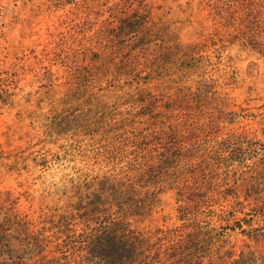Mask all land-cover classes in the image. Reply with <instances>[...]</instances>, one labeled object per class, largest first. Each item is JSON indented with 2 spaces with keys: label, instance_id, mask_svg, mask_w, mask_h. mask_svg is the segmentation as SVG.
<instances>
[{
  "label": "rangeland",
  "instance_id": "obj_1",
  "mask_svg": "<svg viewBox=\"0 0 264 264\" xmlns=\"http://www.w3.org/2000/svg\"><path fill=\"white\" fill-rule=\"evenodd\" d=\"M264 264V0H0V264Z\"/></svg>",
  "mask_w": 264,
  "mask_h": 264
},
{
  "label": "trees",
  "instance_id": "obj_2",
  "mask_svg": "<svg viewBox=\"0 0 264 264\" xmlns=\"http://www.w3.org/2000/svg\"><path fill=\"white\" fill-rule=\"evenodd\" d=\"M112 230L108 227L107 231L103 232L104 241L107 246L105 254H102L101 257H104L108 264H126L130 259L129 248L125 245L127 242L121 236L111 232Z\"/></svg>",
  "mask_w": 264,
  "mask_h": 264
}]
</instances>
